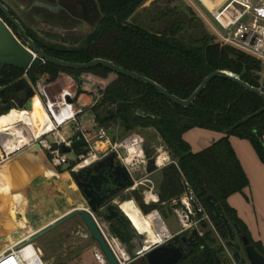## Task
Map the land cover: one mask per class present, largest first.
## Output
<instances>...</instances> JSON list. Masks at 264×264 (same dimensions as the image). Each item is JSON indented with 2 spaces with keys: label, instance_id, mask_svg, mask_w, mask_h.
Masks as SVG:
<instances>
[{
  "label": "trees",
  "instance_id": "obj_1",
  "mask_svg": "<svg viewBox=\"0 0 264 264\" xmlns=\"http://www.w3.org/2000/svg\"><path fill=\"white\" fill-rule=\"evenodd\" d=\"M146 1L95 0L100 15L95 29L67 46L45 41L35 32L25 29L27 35L49 56L76 63H85L93 58L106 59L149 78L180 99L188 98L202 79L216 70L229 71L249 85L261 88L264 64L248 53L221 44L211 35L203 48L186 46L182 34L188 27L180 20L170 23L161 34L155 33L153 29L157 21L178 11L170 6V0H152L150 7L143 8L146 12L144 20L153 24L150 28H145L144 23L129 21L136 20L138 15H134L135 12ZM191 14L195 16V13ZM0 16L3 17L1 13ZM7 23L15 33V28ZM59 73L74 80L77 95L83 94L89 87H96L98 99L90 106L95 125L116 128L121 138L134 132L144 136L146 130H152L176 161L213 223L219 229L223 224L215 218L208 201L215 204L231 228L244 233L258 253L264 256L227 203L230 195L242 193L248 185L229 137L247 140L264 163V99L226 78L217 77L206 85L191 105L181 107L153 87L103 66L65 69L49 62L26 71L5 66L0 73V88L24 75L32 85L51 83ZM14 111L17 110L10 112ZM184 123L223 136L202 150L192 152L183 139L184 132L189 129L184 127ZM81 152L79 149L76 151L77 154ZM128 202L130 207L134 206ZM152 218L157 225V216L152 214Z\"/></svg>",
  "mask_w": 264,
  "mask_h": 264
},
{
  "label": "water",
  "instance_id": "obj_2",
  "mask_svg": "<svg viewBox=\"0 0 264 264\" xmlns=\"http://www.w3.org/2000/svg\"><path fill=\"white\" fill-rule=\"evenodd\" d=\"M42 6L46 9H51V6L47 3L42 4ZM0 13L3 16H0V73L5 66H15L26 71L27 69L33 68L44 62H49L55 66L65 69L79 70L89 69L100 65L117 74L139 80L153 87L159 94L181 107H188L191 105L206 85L212 79L217 77L226 78L264 99V90H262V88H264V79L261 81V88H258L249 85L248 83L242 81L237 75L226 70H216L209 73L202 79L188 98L180 99L175 95L170 94L166 89L149 78L134 71L119 67L106 59L93 58L85 63H76L49 56L27 35L20 21L12 15L8 7L1 1ZM186 19L187 17L184 13L166 15L156 22L153 30L155 33L161 34L170 23L177 20L184 22ZM5 20L15 28L16 33L13 32L12 28ZM190 28L191 29L189 31L182 34V40L185 45L195 49L203 48L204 42L209 39L210 35L203 27L202 22L199 19H195L191 23ZM34 93L33 87L25 77H21L15 82L0 88V116L3 115L2 112L4 110H7L10 107V103L12 102H16L18 107L24 106L28 110H31L35 103H39L43 108L40 100L37 97H34ZM184 127L190 129L192 128V125L184 123ZM84 146L85 141L82 135L80 133H76L71 138L70 147L61 145L59 149L62 153H68L71 151L76 152L77 149L83 148ZM146 152L148 153L147 149ZM146 172L148 174H153L155 172L160 173V180L156 186V191L151 201H146V196H144V194H142V192L134 186V182L130 179L124 167L114 161L113 153H110L88 167L72 172V179L82 193L87 207H77L70 210L32 234L28 242H34L35 239L46 234L65 221L75 216H79L92 240H94L99 247L106 262L108 264H120L96 225L93 216L96 219L100 217L104 221H109L116 217L118 210L120 213L125 215L122 209L113 203L120 196V204L131 201L134 207H136L143 215L159 209L161 214L166 217L170 213V201L173 200L181 191L178 171L174 164L157 169L156 159L150 158L147 162ZM81 173L89 175L85 182H80L76 179L75 175ZM112 186H115L116 188L112 191H108ZM126 190L127 193H125ZM130 198H132V200H130ZM208 203L215 218L222 221L228 232L229 238L231 239L232 228L228 224L226 218L219 213L217 207L212 201H208ZM18 215L19 221L26 226V223H24L20 213ZM131 230L133 231L134 228L131 227ZM236 233L238 234L240 245L244 248V256L247 263L264 264V256L260 255L255 247L250 244L248 237L244 233H240L237 229ZM177 254V251L167 244L156 247L147 252L145 258L148 264H172L178 259ZM237 256L238 254L234 253L235 259Z\"/></svg>",
  "mask_w": 264,
  "mask_h": 264
},
{
  "label": "rangeland",
  "instance_id": "obj_3",
  "mask_svg": "<svg viewBox=\"0 0 264 264\" xmlns=\"http://www.w3.org/2000/svg\"><path fill=\"white\" fill-rule=\"evenodd\" d=\"M151 2L152 0H147L135 12L134 15H138L136 20L130 19L129 21L135 24L144 23L143 26L145 28H150L153 24L144 20L146 12L143 8L150 7ZM170 5H176L177 10L183 11L187 7H192L198 16L197 19L202 21L204 28L211 36L215 34V30L221 31L203 5L197 0H170ZM36 27L57 26L39 25ZM40 35L45 41L66 46L73 44L79 38L76 34H66L58 28L43 31ZM63 75L64 78L61 80H54V83L52 82L50 85L44 87L39 86L44 91V94H46L44 95L46 102L53 108L60 100L59 95L61 93L66 91L71 93L77 105L82 107L83 117L81 122L91 130L94 129L97 125L92 124L90 106L98 99L95 92L96 87H89L84 90L83 94L77 95L74 80L64 73ZM66 76L69 78H66ZM7 112L8 109L4 110L2 114H6ZM106 130L110 138L121 139L120 132L116 128L108 127ZM67 132L69 134L73 133L71 129H68ZM92 132H95V130ZM145 132L144 136L140 135L144 138V147L148 150V156L155 153L157 149L165 150L160 138L152 130L148 129ZM66 156L67 163L62 165L57 164L51 159L44 147L35 145L0 161V190L9 187L8 194H0V251L20 238L35 232L38 228L53 221L62 214L77 207H87L80 190L71 176V166L74 165V162L77 163L76 153L71 151L66 153ZM165 156L166 154L163 155V157ZM48 169L49 172L45 173ZM148 178L154 181V190L156 191V186L160 180V173L155 172L154 174H150ZM142 188V186H139L137 189L141 191ZM17 197L20 198L19 201L16 200ZM128 203H126L125 214L134 221V224L132 226L130 224L129 227L135 229L136 223L134 217L136 216L137 223L140 224L142 223L141 219H143V215L140 211H136L135 213L136 207H130ZM19 213L26 226L19 221ZM163 219L171 233L178 230L177 221L172 214ZM101 224L103 226L104 221H101ZM107 230L111 236H114L121 244L127 247L129 253L127 258L135 256V251L139 248L140 242L143 239L136 231L140 234H143V232L135 229L136 231L133 230V234L128 230L123 233L120 230L108 229V227ZM34 243L41 250L42 257L47 264H99L94 257V252L98 251L101 253V251L95 241L92 240L79 216L65 221L35 239Z\"/></svg>",
  "mask_w": 264,
  "mask_h": 264
},
{
  "label": "built area",
  "instance_id": "obj_4",
  "mask_svg": "<svg viewBox=\"0 0 264 264\" xmlns=\"http://www.w3.org/2000/svg\"><path fill=\"white\" fill-rule=\"evenodd\" d=\"M204 9L221 30L214 31L215 34L212 37L215 41L224 45L233 46L248 53L264 64V0H223L214 9H209L206 5H204ZM31 86L35 92L34 97H37L43 105L50 126L45 128L38 137L32 135V126L27 124H21L15 131V135L8 136L3 132L0 133V161L25 148L40 145L48 151L49 156L54 162L60 165L65 164L67 163L66 153H62L59 147L61 145L70 147L73 135L80 133L85 141V146L81 154L75 152L77 163L74 162L75 164L72 166L71 171L76 172L79 169L88 167L110 153H113L114 161L124 167L130 179L134 182V186L136 188L142 186L143 188L140 192L144 196H151L146 201H151L155 194L154 187L148 185L147 182L149 180L146 179L150 175L146 172L147 162L150 158L156 159L157 169L174 164L178 171L181 191L169 203V214L175 217L178 230L171 233L165 225L163 219L165 216L161 214L160 210L156 209L151 211L157 214L159 223L153 227L154 235L152 238L147 237L145 234H140L134 229L139 236L143 237L139 248L135 251L136 256L162 246L173 236L185 233L191 229L201 230L204 227L213 229V221L210 214L195 195L176 161L170 158L166 150L157 149L155 153L148 156L144 147V138L139 133L134 132L116 140L109 137L108 131L104 127L96 126L91 130L81 122L83 117L82 107L77 105L71 93L67 91L61 93L59 95L60 100L51 108L37 84H31ZM12 103L13 105L11 108H8V112L15 109L23 113L24 117H28V109L24 106L18 107L16 102ZM92 124L94 123L92 122ZM68 129H71L73 133L69 134L67 132ZM94 130L95 132H92ZM15 136L17 141L14 146L12 148H9L8 145L5 146L8 138L13 139ZM161 151L166 153V158L158 163L157 159ZM85 161L88 162L84 163ZM125 193H127V190ZM118 206L120 207V203H118ZM150 213L144 216H148ZM93 219L114 256L121 264L123 260L120 252L111 242L101 222L94 216ZM34 233L32 232L20 238L15 243L0 251V264H46L41 250L34 242H28ZM94 257L99 264H104L106 261L104 256L98 251L94 252Z\"/></svg>",
  "mask_w": 264,
  "mask_h": 264
},
{
  "label": "crops",
  "instance_id": "obj_5",
  "mask_svg": "<svg viewBox=\"0 0 264 264\" xmlns=\"http://www.w3.org/2000/svg\"><path fill=\"white\" fill-rule=\"evenodd\" d=\"M0 1L9 8V10L17 17V19L21 21V23L34 30L46 31L58 28L66 34L69 33L70 35H78V39L85 37L89 33V27L92 26L90 12V6L92 4L91 1L97 8L95 0H72V2L81 9L84 16H82V18L77 17L73 20L64 17L63 15H49L48 13L40 9H34L33 11H30L31 8H34L32 0ZM83 1L88 2V4H82ZM34 3L37 6L46 4L43 1H35ZM39 25L57 27H36ZM62 78H64V75L63 73H60L55 81L61 80ZM66 78L69 77L66 76ZM51 83H37V86L40 89L39 86L44 87L50 85ZM41 91L44 94V91L42 89ZM46 118L48 119V117ZM222 136L223 134L218 132H213L205 129L190 128L186 132H184L183 139L189 144L192 152H198L208 145L212 144L213 142H216ZM228 140L248 179V185L243 189L242 193H234L230 195L227 198V203L232 209H234L237 217L245 225L250 239L256 242L261 248L262 252H264V163L259 160L254 149L247 140L239 139L233 136H230ZM164 154L165 153L162 151L161 156ZM46 171L49 172V170ZM146 179L149 180L147 182L148 185H151L152 187L155 186L152 179H149L148 176L146 177ZM153 215H156V213H153ZM142 218L143 219L141 220L143 224H138L135 216V223L139 226L141 232H143L147 237L151 238L148 231L149 229H152L153 231V227L156 226V224L153 222V218L151 223H149L144 216ZM49 223H47L46 225H48ZM44 226L38 228L36 231L43 228ZM103 227H105V231L113 245L120 252L122 260L127 259V256L129 255L127 247L124 244H121L114 236H111L105 224L103 225ZM135 229H137L136 225ZM122 253H125V256H122Z\"/></svg>",
  "mask_w": 264,
  "mask_h": 264
},
{
  "label": "flooded vegetation",
  "instance_id": "obj_6",
  "mask_svg": "<svg viewBox=\"0 0 264 264\" xmlns=\"http://www.w3.org/2000/svg\"><path fill=\"white\" fill-rule=\"evenodd\" d=\"M35 1H43L47 3L48 5H50L51 9H46L45 7L42 6V4L37 6L34 3ZM86 3L88 4V2H84V1L82 2V4L84 5ZM91 3L92 4L90 6V12H91L92 26L89 27V33H91L95 29V26L100 18L99 12L97 8L95 7L94 3L92 1ZM32 4L34 8H31L30 11H33L34 9H40L48 13L49 15H57V16L63 15L64 17H67L73 20L77 17L82 18L83 16V12L81 11V9L78 8L77 5L72 2V0H32ZM170 6L173 8H176V5H173V6L170 5ZM177 13H184L186 15L187 17L186 21L184 22L182 21V22L186 25V27H188V29L185 32L189 31L191 29L190 28L191 23L195 19H197L198 16L196 14L195 16L191 14V13H195L192 7H187L185 11L178 9V11H176L175 13L173 14L169 13L167 15H175ZM12 15L17 19V17L13 13ZM17 20L20 21L19 19ZM21 24L25 31H26L25 28H27L35 32L39 37H41L40 34L43 31L34 30L24 25L23 23ZM15 33H16V30H15ZM3 117L8 119V122L5 125L7 128H11V129L13 128L17 130L18 128V118H17L18 112L17 111L7 112L6 114H4ZM79 150L82 151L83 148H80ZM45 173H48V172L45 171ZM75 176H76V179L79 180L80 182H85L89 175H87L86 173H81V174H76ZM115 188H116L115 186H112L108 191H112ZM8 193H9V187L6 189L0 190V194H8ZM119 199H120V196L117 198L115 202H113L117 206L119 203ZM16 200L19 201V199L17 198ZM123 206L126 207V204ZM97 219L99 221L100 220L104 221L100 217H98ZM134 220H135V217H134ZM104 224L108 227V229L109 228L112 230L118 229L123 233L127 232L128 230L131 234H133V231L131 230V227H129V225L131 224L132 226L134 224V221H132V219L126 214L123 215L122 213H120L119 210H118L116 217L113 220L104 221ZM167 244L171 248L175 249L178 253L177 254L178 259L176 260V262L172 264H248L247 261L245 260L244 248L240 245V240L238 238V234L236 233V229L232 228V238L230 239L228 232L223 224L222 226H220V229L214 223H213V229H208L205 227L204 229H201V230L191 229L185 233H181V234L173 236L164 245H167ZM146 253L139 255V256L135 255L132 258H127L123 260L121 264H148L145 258ZM234 253L238 254L236 259L234 258ZM104 264H108V263L105 261Z\"/></svg>",
  "mask_w": 264,
  "mask_h": 264
},
{
  "label": "bare ground",
  "instance_id": "obj_7",
  "mask_svg": "<svg viewBox=\"0 0 264 264\" xmlns=\"http://www.w3.org/2000/svg\"><path fill=\"white\" fill-rule=\"evenodd\" d=\"M198 1L203 5V7H204V5H206L209 9H214L223 0H198ZM3 116H4V114L0 116V133L3 132L4 134H7L8 136L15 135L16 129L7 128L5 125L8 122V119L4 118ZM46 117H47V114L44 111V109L40 106L39 103H35L33 105L32 109L29 110L28 117H24L23 113L18 112V117H17L18 118V127L21 124L31 125L32 126L31 127L32 135L34 137H38L45 128H48L50 126V122H49V120ZM16 141H17L16 136L13 137V139L12 138H8V142L6 143L5 146L8 145L9 148H12ZM161 153H162V151L160 152L159 157L157 159L158 163L162 162L166 158V156L165 157H163V155L161 156ZM150 198H151V196L146 195V200H149ZM17 199L20 200L19 197H17ZM126 203L127 202H124V203L120 204V206H121L120 208L122 209L123 213H125V210H126L125 206H123V205H125ZM136 211H139V210L136 208L135 209V213H136ZM153 213H155V212H151L148 216H144L142 213L141 214L146 218V220L149 223H151L152 222V214ZM136 228H137V230H139V232L141 231L137 224H136ZM148 233H149V235L152 238L154 231H152V229H149Z\"/></svg>",
  "mask_w": 264,
  "mask_h": 264
}]
</instances>
